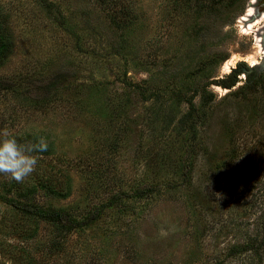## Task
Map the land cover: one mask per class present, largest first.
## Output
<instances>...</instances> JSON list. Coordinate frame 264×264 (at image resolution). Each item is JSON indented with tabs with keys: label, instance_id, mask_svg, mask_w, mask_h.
Returning <instances> with one entry per match:
<instances>
[{
	"label": "rangeland",
	"instance_id": "374dc122",
	"mask_svg": "<svg viewBox=\"0 0 264 264\" xmlns=\"http://www.w3.org/2000/svg\"><path fill=\"white\" fill-rule=\"evenodd\" d=\"M48 1L0 0V131L44 138L36 170L53 167L68 187L25 199L82 217L116 192L157 187L72 230L0 200V264H264V249L228 255L264 224V85L229 92L264 72V0ZM232 70L236 85L196 95L203 117L183 128L194 87ZM54 79L61 88L45 92Z\"/></svg>",
	"mask_w": 264,
	"mask_h": 264
},
{
	"label": "trees",
	"instance_id": "16d2710c",
	"mask_svg": "<svg viewBox=\"0 0 264 264\" xmlns=\"http://www.w3.org/2000/svg\"><path fill=\"white\" fill-rule=\"evenodd\" d=\"M233 1V0H231ZM41 2L46 6L49 7L48 0H41ZM10 51V42L8 36L0 31V59L5 57ZM226 57H220L219 60L224 61ZM210 63V62H209ZM243 64L244 63H240ZM247 70L248 67L245 66ZM238 74L235 71H230L225 76L216 79H207L205 82H201L197 84L192 93L188 95L187 98L184 100L188 103L189 109L188 112L183 114L179 121L183 128L191 131H195V126L203 117V111L201 112L194 103V98L201 92H205L207 87L211 84L220 86L222 88L232 89L236 83L238 82ZM60 81L57 79L49 80L46 84L43 85V90L45 92H55L59 88H61ZM264 85V72L256 74L254 69L251 72L246 73L245 81L234 91L230 94H235L238 92H250L256 88H259ZM9 86V85H7ZM3 87H0V89ZM8 88V87H6ZM142 89V88H141ZM182 95H179L181 97ZM192 114L194 117H191ZM30 139V137L28 136ZM18 141L21 142L20 139ZM22 143H24L22 141ZM46 153V151H44ZM36 153H43V152H36ZM185 159V169L181 176V179H186V182L190 180L189 173L193 170L195 157L196 155L192 152V150L188 149L186 153ZM46 167V166H45ZM39 170L33 172V177L31 176L28 179V182L18 183L11 178L8 181L0 180V200L8 206L9 209L13 212L14 215L18 216H33L38 219L46 220L51 222L53 225H59L67 228L68 230L72 229H83L89 227L90 225L94 224L97 220L100 219L102 213L106 208L112 207L118 200H122L128 198L130 196H134L137 198H143L146 195L150 194L154 190H156L157 186H144L141 185L140 187L134 188L128 192H116L114 193L108 200L96 206L91 212L87 215L82 217L73 216L70 212L56 208L50 205H43L32 202L28 199H25L30 196V194L35 191V189L41 188L46 190L47 193H51L53 195H63L64 190H67L68 187L65 186L64 183L59 181L56 178L57 172L52 167L47 166L43 171L39 173ZM34 179V180H32ZM31 180V181H30ZM26 181V180H25ZM9 193H12L9 195ZM130 194V195H129ZM22 218V217H21ZM14 221V220H13ZM3 221H1L2 223ZM14 224L15 221H14ZM16 225L14 226V228ZM28 236V235H27ZM250 249L253 250L255 253L259 252L261 249H264V224L262 228V235L259 240L251 241L242 245H234L229 248L228 255L233 256L234 254L245 250Z\"/></svg>",
	"mask_w": 264,
	"mask_h": 264
},
{
	"label": "clouds",
	"instance_id": "9594fccd",
	"mask_svg": "<svg viewBox=\"0 0 264 264\" xmlns=\"http://www.w3.org/2000/svg\"><path fill=\"white\" fill-rule=\"evenodd\" d=\"M48 144L44 138L38 142L21 143L7 129L0 131V174L22 183L37 166L33 153L44 152Z\"/></svg>",
	"mask_w": 264,
	"mask_h": 264
},
{
	"label": "bare ground",
	"instance_id": "6f19581e",
	"mask_svg": "<svg viewBox=\"0 0 264 264\" xmlns=\"http://www.w3.org/2000/svg\"><path fill=\"white\" fill-rule=\"evenodd\" d=\"M250 14H251L250 12H247V13H246V16H248V15H250ZM246 18H247V20H248V17H246ZM244 19H245V18H244V17H242V20H244ZM248 26H249V25H248ZM257 41H258V40H257ZM251 64H253V65H254V64H255V62H251ZM256 64H257V63H256Z\"/></svg>",
	"mask_w": 264,
	"mask_h": 264
},
{
	"label": "water",
	"instance_id": "95a60500",
	"mask_svg": "<svg viewBox=\"0 0 264 264\" xmlns=\"http://www.w3.org/2000/svg\"><path fill=\"white\" fill-rule=\"evenodd\" d=\"M252 3V2H251ZM262 46L264 47V38H263V41H262ZM262 64H263V66H264V57H263V59H262Z\"/></svg>",
	"mask_w": 264,
	"mask_h": 264
}]
</instances>
